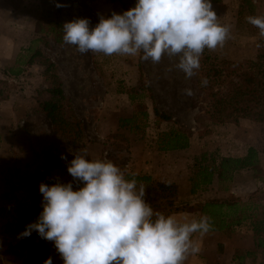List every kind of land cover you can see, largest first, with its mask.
<instances>
[{
  "label": "rangeland",
  "instance_id": "374dc122",
  "mask_svg": "<svg viewBox=\"0 0 264 264\" xmlns=\"http://www.w3.org/2000/svg\"><path fill=\"white\" fill-rule=\"evenodd\" d=\"M54 1L36 2V31L39 40L36 49L43 54V57H38L35 61L37 69L23 75L20 80L24 81L23 85L14 81L3 82L0 78V101L1 98L8 97L0 108L2 114L18 115L21 112V115H29L34 110V114L46 115L44 102L48 94H45V89L30 88L26 83H40L46 68L45 58L49 59L58 67L64 92L72 101L73 111L83 130L80 133L56 131L47 117L50 126L43 120L42 137L38 136L45 155L49 157L48 153L51 151L61 156L63 152H74L98 140L99 157L105 156L117 166L127 169L130 168L126 164L131 163L134 158H140L143 159L144 166L152 168V171L149 170L152 180L139 183L144 185L148 203L154 211L166 215L181 210L194 213L200 208V203L209 198H241L252 205L249 210L252 216L250 221L264 218V122L253 120L249 115H240L238 122H213L205 113L208 99L197 87L196 76L186 79L182 71L175 69L174 64L178 62V58L170 59L165 55L159 63H153L151 60L143 61L139 56H105L91 51L81 54L76 46L63 41L65 23L87 18L90 20V27H95L100 16L109 18L113 12L122 14L126 11L119 0H72L71 6L61 13L57 12ZM126 1L130 8L137 3V0ZM253 1L256 4L254 10L244 0L212 2L218 22L232 25L231 38L222 48L207 49L212 56L247 60L257 55V45L264 41V37L259 35L258 28L247 22L246 17L264 16V0ZM140 65L144 74L142 84L145 86L139 87ZM185 89H191L193 94H185ZM19 92L22 100L14 101V96ZM132 93H137L135 98H132ZM30 97H35L36 100L31 102ZM154 105L159 111L170 115L172 120L158 119L154 114ZM103 110L105 112L102 113ZM144 111L149 114L146 124L141 116ZM100 115L102 116L99 118ZM134 115H138L136 122L141 125L137 130L132 129L129 124L121 123L122 119ZM118 117V125H115ZM101 118L103 120L100 122ZM177 126L192 132L190 146L170 153L158 150L159 134ZM116 127L118 130H113L110 134L103 131ZM43 129H46V133ZM250 146L260 151L258 171L241 170L231 182H215L197 194L191 193L190 177L196 157L204 152L242 156ZM71 160L61 159L60 167L57 168H61L63 162L68 166ZM39 163V177H50V172L54 169L45 171L42 166L44 161L40 160ZM66 173L69 178L67 181H71L72 177L68 171ZM161 180L173 182L172 189L163 191L158 188L156 183ZM226 186H229L227 191L224 188ZM167 200L172 201V204L166 205ZM198 218L199 214L196 219ZM249 222L235 227L234 231H216L203 247V264H264V252L257 248L256 236ZM52 253L59 256L54 245Z\"/></svg>",
  "mask_w": 264,
  "mask_h": 264
},
{
  "label": "clouds",
  "instance_id": "9594fccd",
  "mask_svg": "<svg viewBox=\"0 0 264 264\" xmlns=\"http://www.w3.org/2000/svg\"><path fill=\"white\" fill-rule=\"evenodd\" d=\"M246 20L264 37V16ZM63 32V41L81 54L139 56L153 63L165 55L178 58L175 69L190 79L205 49L222 48L231 38L232 25L218 22L211 0H137L122 14L100 16L95 27L80 18L65 23ZM72 155L67 166L72 180L40 183L42 211L18 239L36 232L53 243L62 264H185L201 252L193 237L213 229L210 216L178 219L154 211L135 173L108 159H90L86 148ZM44 264H53V258Z\"/></svg>",
  "mask_w": 264,
  "mask_h": 264
},
{
  "label": "trees",
  "instance_id": "16d2710c",
  "mask_svg": "<svg viewBox=\"0 0 264 264\" xmlns=\"http://www.w3.org/2000/svg\"><path fill=\"white\" fill-rule=\"evenodd\" d=\"M124 10H129L128 1L119 0ZM223 0H211L219 3ZM253 0H244L252 10L256 9ZM58 13L71 6L72 0H55ZM264 41L260 43L258 53L255 57L247 60L220 59L219 56H212L205 49L200 61V68L196 72V85L205 93L208 103L205 113L213 122H238L240 115H249L250 118L264 122ZM39 49L34 56L43 57ZM44 79L49 84L45 89L48 94L44 102V111L54 125L55 130L62 132L80 133L81 122L75 116L74 105L66 96L63 89V80L58 72L55 62L45 58ZM140 85L144 81L142 66L140 65ZM5 74V73H4ZM3 74L1 81L7 82L8 79ZM13 74V73H12ZM207 80V85L202 84ZM145 86V85H144ZM132 93V98H135ZM142 95V94H140ZM7 97L1 98L2 100ZM141 115L146 124L149 114L144 111ZM155 116L163 121H171L172 117L159 111L154 105ZM138 115L131 118L122 119L121 123L129 124L132 129L140 128L136 120ZM192 132L181 126L170 127L159 134L157 143L160 151H173L188 148L191 144ZM264 151V150H263ZM49 158L42 165L45 171L60 167L61 156L68 159L74 157L69 152H63L61 156L53 152L48 153ZM260 151L250 146L242 156L221 155L217 152H204L196 157L194 169L190 177L191 193L197 194L200 190L209 188L215 182L227 183L234 179L236 173L245 169L259 170ZM128 178H132L129 176ZM137 181L152 180L149 175H135ZM158 188L163 191L172 189L173 182L158 181ZM229 190V186L224 187ZM172 201L167 200L166 205H171ZM255 207V205H254ZM252 205L244 202L241 198H209L200 203V208L195 212L199 213V218L208 215L212 218L214 227L211 231H234L235 227L241 226L250 221L249 210ZM186 211V210H181ZM198 218V219H199ZM25 224V221L23 222ZM251 229L256 236V246L264 252V218L250 221ZM15 255H18L23 264H44V261L52 257V242L41 239L36 232L30 237L16 239L12 247ZM53 264H55L53 260Z\"/></svg>",
  "mask_w": 264,
  "mask_h": 264
},
{
  "label": "crops",
  "instance_id": "0c3cea01",
  "mask_svg": "<svg viewBox=\"0 0 264 264\" xmlns=\"http://www.w3.org/2000/svg\"><path fill=\"white\" fill-rule=\"evenodd\" d=\"M36 2L38 3V0H0V78H3L5 73L8 81H14L17 84L23 85L24 81H20L23 75L37 69L35 61L38 56H34L37 52L36 43L39 42L36 31L38 23ZM31 82L30 85L26 83L30 88L49 87L44 75L41 76L40 83ZM7 99L8 97L0 101V108ZM30 99L31 102L36 100L35 97ZM17 100H22L21 92L14 96V101ZM35 114L34 110L29 115H21V112H18V115H9V113L7 115L0 111V262L3 264H23L19 256L8 249L18 239V234L23 232L29 223L35 221L42 211L40 183L51 185L55 182V178H59L62 182H69L66 173L67 165L64 162L61 168H53L50 177L46 179L39 177L40 173L37 172L41 168L39 161H47L49 157L42 151L38 136L42 137L41 122L44 120L48 123V121L47 115ZM119 118L115 125H118ZM102 120L103 118L100 122ZM43 130L46 133V129ZM113 130L117 131L118 127L111 130L103 129L105 134H110ZM49 132L52 133L50 128ZM85 148L90 159H108L105 156L99 157L98 140L90 142ZM175 151H169V153ZM68 152L72 154L71 151ZM142 163L143 159L134 158L126 166L130 168L128 170L131 173L151 174L149 172L152 168ZM136 169L139 170L136 171ZM198 214V212L180 211L172 215L178 219H183L185 216L196 219ZM24 221L25 224H23ZM214 234L216 231H210L203 237L199 234L194 235L193 238L200 243L202 253L189 256L185 264H203L205 260L203 247ZM52 258L55 264L62 263L59 262L61 259L59 256L56 257L55 253L54 255L52 253Z\"/></svg>",
  "mask_w": 264,
  "mask_h": 264
}]
</instances>
